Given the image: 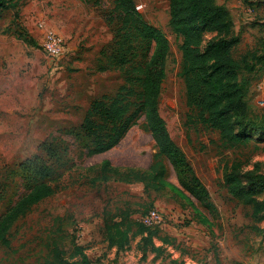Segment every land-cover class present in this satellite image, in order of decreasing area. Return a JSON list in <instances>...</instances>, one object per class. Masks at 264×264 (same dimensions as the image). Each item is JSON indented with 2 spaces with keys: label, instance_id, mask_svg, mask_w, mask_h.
<instances>
[{
  "label": "rangeland",
  "instance_id": "374dc122",
  "mask_svg": "<svg viewBox=\"0 0 264 264\" xmlns=\"http://www.w3.org/2000/svg\"><path fill=\"white\" fill-rule=\"evenodd\" d=\"M15 1L19 17L15 18V10L0 16V217L27 192L30 183L19 167L34 156H47L43 144H59L61 164L66 167L61 170L59 191L13 226L9 246L0 243V264L82 261L77 250L93 264H114L116 251L134 259V264H264V221L255 215L264 207L255 208L245 198L251 196L248 177L234 181L242 187L239 195L232 194L227 183L233 171L247 173L256 163L264 172V108L256 103V86L264 74V42L251 31L244 36L235 31L238 43L232 56L239 63L250 120L243 126V140L226 142L188 105L183 39L170 27V0H135L145 20L161 28L170 42L159 112L208 196L194 190L190 174L180 180L166 156L160 158L167 168L166 189L147 192L145 183L128 182L123 172L145 170L158 158L144 115L118 146L101 155H88L91 142L81 131L89 106L103 97L109 104L126 84V74L114 70L108 59L117 27L111 20L113 1ZM40 21L59 32L71 49L58 67L52 66L41 47ZM201 28V49L206 53L217 35ZM23 33L36 45L24 42ZM153 51L154 44L144 54L140 50L135 63H142L144 55ZM19 79L27 86L24 99L12 96ZM44 86L47 89L41 91ZM107 162L121 171L107 173L105 181ZM257 196L262 200L264 192ZM153 209L161 212L165 224L150 238L141 217ZM117 223L125 235L118 238L122 245L111 251L106 225L119 235Z\"/></svg>",
  "mask_w": 264,
  "mask_h": 264
},
{
  "label": "trees",
  "instance_id": "16d2710c",
  "mask_svg": "<svg viewBox=\"0 0 264 264\" xmlns=\"http://www.w3.org/2000/svg\"><path fill=\"white\" fill-rule=\"evenodd\" d=\"M112 1L114 8L111 20L116 22L117 27L108 59L114 70L126 74V84L119 89L109 104L107 98L103 97L94 101L87 109L81 131L91 142L88 155H101L118 146L135 120L144 115L159 154L145 170L124 169L128 182L145 183L147 192L160 193L165 190L167 168L160 158L166 156L180 180L190 174L194 190L208 196L186 154L173 141L159 112V99L167 76L166 61L170 42L161 28L145 20L138 11L135 0ZM17 8L18 3L15 0H0V13L15 10V18H18ZM169 24L173 32L183 39L182 76L186 83L189 107L199 111V120L217 130L224 141L243 140V126L248 124L250 116L245 104L246 92L239 79V63L232 56L238 37L230 12L226 7L217 4L216 0H170ZM203 26L217 35L216 40L209 42L206 53L201 49ZM20 36L28 45L35 46L37 43L26 33ZM153 44L152 55H144V61L136 64L140 50L144 54L147 46ZM135 83L139 84L138 89L134 87ZM41 149L48 155L29 158L19 167L24 178L30 183L27 192L0 217V243L5 246L11 243L13 226L35 205L59 191V180L63 176L61 170L66 167L61 164L59 144L57 147L55 142H47ZM258 169L259 165L256 164L253 170L244 174L233 171L227 179L230 192L236 195L242 193V187L234 181L242 175L251 180L248 192L251 196L245 195V198H250L249 203L255 208L264 207V198L259 200L257 196V193L264 192V174L259 173ZM118 171L121 170L111 168L109 162L105 163L103 179H109L107 173ZM194 190L189 188V191ZM255 215H261L260 218L264 221V212ZM144 227L149 229L150 238L157 236L158 230L161 229ZM115 228L119 235L114 234L112 227L106 225L110 248L122 245L118 238L125 235L121 231V224L117 223ZM162 242L167 243L165 239H162ZM77 255H82V261H68L67 264H93L81 251L77 250Z\"/></svg>",
  "mask_w": 264,
  "mask_h": 264
},
{
  "label": "crops",
  "instance_id": "0c3cea01",
  "mask_svg": "<svg viewBox=\"0 0 264 264\" xmlns=\"http://www.w3.org/2000/svg\"><path fill=\"white\" fill-rule=\"evenodd\" d=\"M216 1H217V4H219L220 6L226 7L228 9V11L230 12L237 35L244 36L246 31L247 32L251 31V35H254L257 38H260L264 42V0H253V1L252 0H216ZM252 3H254V6H255L254 14L248 15L246 13V8H247V6H249ZM8 11H10V10H8ZM8 11H4V12L0 13V16H2L3 14H5ZM49 62H50V60H49ZM42 83L45 84L46 80L43 81ZM45 86H47V85H45ZM45 86L41 88V91L44 89H47ZM14 87H15V91L12 93V96L14 95L15 98L24 99L23 95H27L26 84H24L23 81L21 79H19L15 83ZM40 111L41 110H39L38 112L41 113ZM59 115L65 116V114H59ZM256 164H258V163H256ZM253 169H251V170H253ZM259 173L264 174V172H261L260 170H259ZM258 199H259V197H258ZM107 245H108L109 250H111V248L109 247V241L108 240H107ZM111 251H113V250H111ZM122 253L123 252H118V251L115 252L114 257H112L115 259L114 264L115 263H117V264H134V259L129 260V259L125 258V255ZM89 260L91 261V258H89Z\"/></svg>",
  "mask_w": 264,
  "mask_h": 264
},
{
  "label": "built area",
  "instance_id": "2783aa9c",
  "mask_svg": "<svg viewBox=\"0 0 264 264\" xmlns=\"http://www.w3.org/2000/svg\"><path fill=\"white\" fill-rule=\"evenodd\" d=\"M253 1V0H252ZM250 4L246 8L248 15H253L255 7ZM38 29L42 31L41 47L54 67H58L70 52L65 38L52 27H49L45 21L38 23ZM256 103L260 108H264V74L256 86ZM141 223L148 228H162L165 224V218L157 209L149 211L141 217Z\"/></svg>",
  "mask_w": 264,
  "mask_h": 264
}]
</instances>
